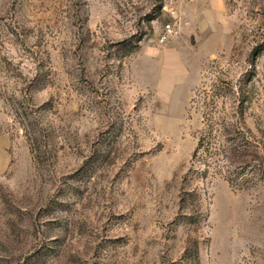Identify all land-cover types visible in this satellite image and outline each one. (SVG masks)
Listing matches in <instances>:
<instances>
[{
  "label": "rangeland",
  "instance_id": "rangeland-1",
  "mask_svg": "<svg viewBox=\"0 0 264 264\" xmlns=\"http://www.w3.org/2000/svg\"><path fill=\"white\" fill-rule=\"evenodd\" d=\"M0 264H264V0H0Z\"/></svg>",
  "mask_w": 264,
  "mask_h": 264
},
{
  "label": "built area",
  "instance_id": "built-area-1",
  "mask_svg": "<svg viewBox=\"0 0 264 264\" xmlns=\"http://www.w3.org/2000/svg\"><path fill=\"white\" fill-rule=\"evenodd\" d=\"M173 15V12L171 13ZM177 34V30L174 26V24L169 23L165 26L164 31L160 37V42L164 43L168 41L172 36Z\"/></svg>",
  "mask_w": 264,
  "mask_h": 264
}]
</instances>
